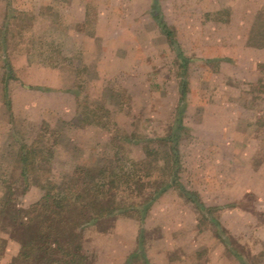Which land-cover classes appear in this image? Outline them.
Here are the masks:
<instances>
[{
	"label": "rangeland",
	"instance_id": "1",
	"mask_svg": "<svg viewBox=\"0 0 264 264\" xmlns=\"http://www.w3.org/2000/svg\"><path fill=\"white\" fill-rule=\"evenodd\" d=\"M178 111V182L207 212L169 187L143 217L87 226L82 264H264V0H0V264L43 183L132 170ZM41 140L48 170L26 180L21 147ZM159 148L118 203L170 182Z\"/></svg>",
	"mask_w": 264,
	"mask_h": 264
},
{
	"label": "trees",
	"instance_id": "2",
	"mask_svg": "<svg viewBox=\"0 0 264 264\" xmlns=\"http://www.w3.org/2000/svg\"><path fill=\"white\" fill-rule=\"evenodd\" d=\"M161 25L170 41L175 43L172 30L165 24ZM178 56H182V54L178 53ZM181 125L180 112L178 111L174 125L165 137L146 141L144 145L146 157L139 162H133L132 170L123 168L120 171H108L107 168L102 167L89 170L78 166L67 178L63 188L48 180L46 184L43 183L41 199L26 211L27 215L24 216L26 219L21 222L22 224L20 223L21 227L16 229V238L20 240L21 247L19 255L14 258L11 264H82L85 256L82 253L80 238L87 226L97 225L119 215L131 216L135 212L142 213L143 217L150 208L151 204L148 202L152 203L162 192L172 186L180 189L201 213L207 212L208 209L200 202L195 193L184 190L178 182L177 143ZM163 143L170 144V152L166 153L167 156H171L174 168L170 182L163 187H161V182L153 194L141 202L130 203L127 206L118 203L115 195L121 187H133L138 183L141 184L139 179L142 170L151 165L159 166L162 159L159 157V147ZM39 144L40 146H38ZM53 146V144L44 143L43 140L31 146L22 145L20 161L25 167L23 176L26 180H30L31 175L39 179L40 176H36L39 175L38 172L48 170L41 165V160L48 159V156L52 154ZM162 161L165 166L162 169H166L169 163L167 158ZM30 167H33L32 170H34L31 173L28 170ZM211 221L220 227L216 218ZM220 231L223 230L220 229Z\"/></svg>",
	"mask_w": 264,
	"mask_h": 264
}]
</instances>
